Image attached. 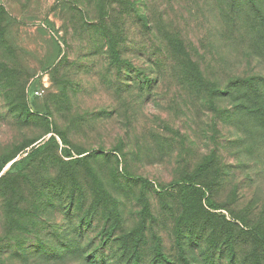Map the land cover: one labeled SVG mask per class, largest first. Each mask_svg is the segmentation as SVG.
Returning <instances> with one entry per match:
<instances>
[{"label": "rangeland", "instance_id": "374dc122", "mask_svg": "<svg viewBox=\"0 0 264 264\" xmlns=\"http://www.w3.org/2000/svg\"><path fill=\"white\" fill-rule=\"evenodd\" d=\"M32 151L0 264H264V0H0V164Z\"/></svg>", "mask_w": 264, "mask_h": 264}, {"label": "trees", "instance_id": "16d2710c", "mask_svg": "<svg viewBox=\"0 0 264 264\" xmlns=\"http://www.w3.org/2000/svg\"><path fill=\"white\" fill-rule=\"evenodd\" d=\"M77 8H78L80 14H83L82 17L84 18V20L86 22H88V20L86 19L87 14H88L87 10H85V8L83 6H81V5H78ZM137 13L138 12H136L135 14H137ZM98 19H99L98 21H100L103 18L102 17H99ZM244 82H246V80ZM250 83H251V81H249L248 84H250ZM257 112H258V110H257ZM33 153H34V151H32L30 154H27L24 158H21V159L16 160V161H14L15 156H12V157H9V158L3 160V162H1V164H0V173H1L2 169L7 164H10V166H9L8 170L3 175H0V183L3 182L2 181L3 178L4 179L5 178H9V177L13 176L15 174V172H18V170H20L21 168H23L26 165V163L29 161V159L31 158V156L35 154V153L34 154Z\"/></svg>", "mask_w": 264, "mask_h": 264}, {"label": "built area", "instance_id": "2783aa9c", "mask_svg": "<svg viewBox=\"0 0 264 264\" xmlns=\"http://www.w3.org/2000/svg\"><path fill=\"white\" fill-rule=\"evenodd\" d=\"M39 93H40V92H37V91H36V92H35V95H39ZM40 94H41V93H40Z\"/></svg>", "mask_w": 264, "mask_h": 264}]
</instances>
